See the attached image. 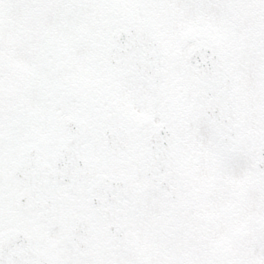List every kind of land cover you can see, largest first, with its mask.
Masks as SVG:
<instances>
[{
    "label": "snow or ice",
    "instance_id": "1",
    "mask_svg": "<svg viewBox=\"0 0 264 264\" xmlns=\"http://www.w3.org/2000/svg\"><path fill=\"white\" fill-rule=\"evenodd\" d=\"M0 264H264V0H0Z\"/></svg>",
    "mask_w": 264,
    "mask_h": 264
}]
</instances>
